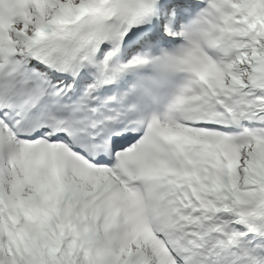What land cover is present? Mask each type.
<instances>
[{
  "label": "snow or ice",
  "instance_id": "6c2138e0",
  "mask_svg": "<svg viewBox=\"0 0 264 264\" xmlns=\"http://www.w3.org/2000/svg\"><path fill=\"white\" fill-rule=\"evenodd\" d=\"M0 264H264V0H0Z\"/></svg>",
  "mask_w": 264,
  "mask_h": 264
}]
</instances>
